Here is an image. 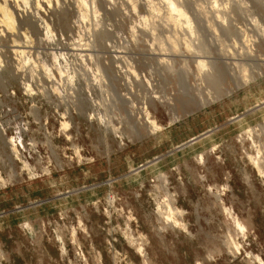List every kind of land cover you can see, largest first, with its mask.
Returning a JSON list of instances; mask_svg holds the SVG:
<instances>
[{
  "label": "rangeland",
  "instance_id": "obj_1",
  "mask_svg": "<svg viewBox=\"0 0 264 264\" xmlns=\"http://www.w3.org/2000/svg\"><path fill=\"white\" fill-rule=\"evenodd\" d=\"M80 1L0 27V264H264V0H172L191 27L165 0ZM124 157L151 158L127 194L107 170Z\"/></svg>",
  "mask_w": 264,
  "mask_h": 264
},
{
  "label": "bare ground",
  "instance_id": "obj_2",
  "mask_svg": "<svg viewBox=\"0 0 264 264\" xmlns=\"http://www.w3.org/2000/svg\"><path fill=\"white\" fill-rule=\"evenodd\" d=\"M80 1V0H79ZM84 1V0H83ZM104 1H106V0H104ZM167 3H168V6L170 7L169 8V10L171 9L173 12H176V16L178 17V18H185V20L184 21H186L185 23H188V25L187 26H189V27H191L190 25V23H191V21H190V19H189V17L186 15V13H185V11L182 9V8H180V5L179 4H177V3H175V2H173L172 0H165ZM81 2V3H80ZM79 3L83 6L84 5V3L85 2H82V1H80ZM25 3H27V0H1V2H0V27H2V28H4L5 30H10L11 28H14L15 27V18L17 17V16H21V14L23 13L24 14V12H25V10H24V5L23 4H25ZM151 3V1L150 0H146V5H148V6H150L149 4ZM8 5L11 7V8H9L8 7ZM21 5H23L24 7H22ZM22 7V8H21ZM50 7V6H49ZM84 7V6H83ZM33 9L35 10V11H38L40 8L38 7V4H36V5H34L33 6ZM54 10V9H53ZM52 10V11H53ZM31 13V12H30ZM37 13V12H36ZM35 12L34 13H31V14H27L28 16H27V18L28 19H30L31 20V22L32 23H34V22H36L37 21V19L39 18L37 15H35L36 14ZM20 22V21H19ZM18 25H19V23H18ZM46 29H48V26L46 25ZM2 30L3 29H1L0 28V33L2 32ZM193 30V29H192ZM191 29H190V31H192ZM217 30V29H216ZM193 32V31H192ZM216 32V31H215ZM3 35V34H2ZM103 36L102 35H97L96 36V40L98 41V42H101L102 40H103ZM14 42V41H13ZM16 42V41H15ZM15 46V45H14ZM21 47V46H20ZM17 49V48H16ZM19 49V48H18ZM20 50V49H19ZM21 52V51H20ZM6 61V60H5ZM1 65V64H0ZM3 66V65H2ZM204 66V63H203V61L202 60H199L198 61V67L199 68H202ZM44 68V67H43ZM49 72V71H48ZM61 72V71H60ZM91 84V83H90ZM95 84V83H94ZM30 85V84H29ZM28 86V85H27ZM91 86V85H90ZM87 87L88 88H90L89 87V84H87ZM92 87V86H91ZM94 87V86H93ZM91 89V88H90ZM149 117H147L146 119H148ZM240 118H242V116H238V117H235L234 119L235 120H239ZM104 122H106V121H104ZM147 122H149V126L151 127V130L153 131V132H155V131H157V130H159L160 129V125L155 121V120H151V119H149ZM108 124V128H110L109 127V125H110V122H108L107 123ZM111 126V125H110ZM114 126V125H113ZM112 126V128H110V130L112 129V131H113V133L114 134H117L118 133V135H119V130H118V127H113ZM107 128V129H108ZM262 133L264 132V127H261L260 129H259ZM245 132H247V133H250V129H249V127H247L246 128V130H245ZM210 134V132H207V133H204L203 135H201L200 137H197V138H195V139H193L192 141H194V140H196V139H200V138H202V137H205V136H208ZM116 136V135H115ZM121 136V135H120ZM15 138V137H14ZM16 139V138H15ZM120 139H122V138H120ZM22 140L20 139V140H17L16 139V143H17V145L20 147V142H21ZM12 146V150L14 151L13 153H15L16 154V156H17V154H18V149L16 148V146L14 145L15 144V142H12V141H8ZM186 145V144H185ZM181 147V146H180ZM21 148V147H20ZM259 152H260V149H258L257 148V153H256V155H254V156H251V155H248L249 156V159H250V161L254 164V166L257 168V170L262 174V173H264V171L261 169V166H260V163H261V159L259 158ZM198 156V155H197ZM160 158H157L155 161H152V162H150V163H155L157 160H159ZM198 159H199V161H201V162H203V154L201 153L200 155H199V157H198ZM23 165H24V167L28 170L29 168V166H28V164L27 163H23ZM143 167V166H142ZM141 167V168H142ZM140 168V169H141ZM133 170V172H138V170H139V168H137V169H132ZM165 194H166V196H168L167 194L168 193H166L165 192ZM171 197V196H170ZM170 199H172V198H168V199H164V201L163 202H160V201H158L157 199V201H156V211H157V213H158V216L159 217H161L162 218V223L164 224V227H167V226H171L172 228H175V227H177V226H180L182 229H183V231H185V232H187L188 233V230H187V226L184 224V223H182V222H180L181 220H179V219H177V216L178 217H182V215H183V211L184 210H182V209H179L178 207H176V206H174V200L172 199V200H170ZM108 201H110L109 203H113V198L111 197L110 199H108ZM223 208V207H222ZM224 211L230 216V218H232V220H233V222H234V224H235V226L238 228V229H240V231L242 230H244V227H243V225L241 224V222L239 221V219H238V217L236 216V215H234V213H233V211H231V209L230 208H226V207H224ZM24 224V223H23ZM23 226H26L27 227V229H29V232L31 233V229H30V227H29V225L27 224V223H25ZM241 231V232H242ZM130 237V242L132 243V244H134L135 246H136V250H137V252H138V254L140 255V256H142V257H144V259L146 258L147 259V256H146V252H145V249H144V243L145 242H143V239L141 238V236L139 235V237H134V236H129ZM128 237V238H129ZM229 243V248H231V249H235V250H238V243H236V242H233V241H231V242H228ZM146 244V243H145ZM62 250H64V249H62ZM63 253H65V251H63ZM2 253H1V251H0V257H2ZM145 259V260H146ZM258 259V260H257ZM256 261H259V264L261 263V264H263V260H261L259 257H257L256 259H255ZM145 262H147V261H145ZM258 263V262H257ZM70 264V263H69Z\"/></svg>",
  "mask_w": 264,
  "mask_h": 264
},
{
  "label": "crops",
  "instance_id": "obj_3",
  "mask_svg": "<svg viewBox=\"0 0 264 264\" xmlns=\"http://www.w3.org/2000/svg\"><path fill=\"white\" fill-rule=\"evenodd\" d=\"M210 130V129H209ZM162 131V130H161ZM206 132V131H205ZM204 133V132H202ZM201 133V134H202ZM199 134V133H197ZM197 134H191V135H188L186 138H184L182 141H180L179 143H177V145L179 144H184L185 142H190L191 140H193L195 137H197L198 135ZM196 141V140H195ZM186 146V145H185ZM155 156V155H154ZM154 156H152L151 158H153ZM151 158H146L145 161L143 163H140L138 164L137 166H133V163L131 161V159L129 157H124V158H120V159H113V162L111 164V166H109V168L107 169L108 170V173H109V176L110 175H116V176H121L120 179L118 180L117 183H120L121 185H123V189L125 190H128L129 189V185H131V175H136V177L140 175V172L144 169V165L145 163H148L147 161H149V159ZM130 161L132 164H130ZM160 161V160H159ZM158 161V162H159ZM158 162H156L155 164H157ZM126 163V167H123V165ZM139 166H143V169L139 168ZM149 167V166H148ZM139 168L138 172H133L132 169H137ZM130 172V173H129ZM139 173V174H138ZM126 175V176H124ZM143 183V182H142ZM142 183L139 182V184L141 185ZM120 184H115L113 186V188H117ZM55 185V184H54ZM128 188V189H127ZM126 190L125 191H122L123 194H127L126 193ZM91 192H87L86 194H82V192L78 193L77 191L75 192L76 194V198L78 200H82V198H85V200H92L94 199V194H96V197L97 196V192H96V189H92L90 190ZM63 197V196H62ZM60 197L59 195L57 196L56 199H60L62 198ZM89 198V199H88Z\"/></svg>",
  "mask_w": 264,
  "mask_h": 264
},
{
  "label": "built area",
  "instance_id": "obj_4",
  "mask_svg": "<svg viewBox=\"0 0 264 264\" xmlns=\"http://www.w3.org/2000/svg\"><path fill=\"white\" fill-rule=\"evenodd\" d=\"M17 140L21 139L20 137L19 138H16Z\"/></svg>",
  "mask_w": 264,
  "mask_h": 264
}]
</instances>
